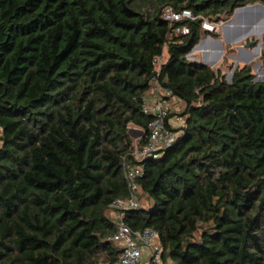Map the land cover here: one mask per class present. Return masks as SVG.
Wrapping results in <instances>:
<instances>
[{"label": "trees", "instance_id": "trees-1", "mask_svg": "<svg viewBox=\"0 0 264 264\" xmlns=\"http://www.w3.org/2000/svg\"><path fill=\"white\" fill-rule=\"evenodd\" d=\"M254 3L0 0V264L117 261L110 206L130 196L125 163L143 169L145 204L124 221L158 232L165 264H264V80L253 63L228 82L187 58L204 18ZM165 6L198 17L170 26ZM155 76L184 103L183 123L138 159Z\"/></svg>", "mask_w": 264, "mask_h": 264}, {"label": "built area", "instance_id": "built-area-1", "mask_svg": "<svg viewBox=\"0 0 264 264\" xmlns=\"http://www.w3.org/2000/svg\"><path fill=\"white\" fill-rule=\"evenodd\" d=\"M162 17L173 26L176 21L185 18L196 19L190 10H174L171 6H165ZM224 20H212L204 18L202 27L208 32H217ZM188 31L187 27H177L174 32L183 34ZM162 57V56H161ZM161 57L155 59L156 68L159 69ZM151 89L143 96V112L154 117L149 125V136L145 144L136 152L138 159L146 156L158 157L159 151L171 145L176 138L174 131L167 125L169 121L170 100L175 98L173 90L161 86L157 77L151 79ZM178 123H183L180 116H176ZM171 124V123H170ZM123 173L130 190L127 198H118L111 204L116 211L117 232L113 239L120 244L121 253L117 261L111 264H165L164 248L159 242L158 232L152 228L133 230L125 221L126 212L133 208H139L142 204L138 178L143 173L141 165L131 166L127 163L123 166Z\"/></svg>", "mask_w": 264, "mask_h": 264}, {"label": "crops", "instance_id": "crops-1", "mask_svg": "<svg viewBox=\"0 0 264 264\" xmlns=\"http://www.w3.org/2000/svg\"><path fill=\"white\" fill-rule=\"evenodd\" d=\"M230 23L220 26L217 32H208L201 37V44L192 51L191 59L202 62L211 68H221L228 71L230 66H243L245 64L254 63L255 61H263L264 59V9L254 8L252 10L243 11L238 17L232 15ZM250 29L262 35L257 38L255 33H250ZM251 40L260 41L261 44L257 48L238 47ZM252 54L250 62L245 63L246 58ZM232 55L236 56L233 58ZM164 56V54H163ZM225 57L228 63L224 65ZM167 58V54L166 57ZM228 66V67H226ZM254 67V66H253ZM254 70L264 71L260 67ZM179 101V100H178Z\"/></svg>", "mask_w": 264, "mask_h": 264}, {"label": "water", "instance_id": "water-1", "mask_svg": "<svg viewBox=\"0 0 264 264\" xmlns=\"http://www.w3.org/2000/svg\"><path fill=\"white\" fill-rule=\"evenodd\" d=\"M254 8H262L264 9V5L261 4V3H254V4H247L245 6H241V7H237L233 10V15L235 17H238L242 14L243 11H248V10H252ZM215 20H218L217 18ZM232 20L229 19L227 20L226 22L227 23H230ZM201 44V40L193 47L192 51L197 48L198 46H200ZM261 42L260 41H257V40H251L245 44H241L239 45L238 47L242 48V47H247V48H257L260 46ZM233 58H236V56L232 55ZM252 54L249 55L248 58H246L245 60V63H248L250 62V60L252 59ZM197 61V60H195ZM205 64V63H204ZM237 67V63H235L234 67L231 69V71L229 72V75H228V82H231L232 81V75H233V72H234V69ZM257 67H260L262 70H264V59L263 61H257L254 65V68H257ZM255 81H260V80H264V76H257L255 77L254 79Z\"/></svg>", "mask_w": 264, "mask_h": 264}, {"label": "rangeland", "instance_id": "rangeland-1", "mask_svg": "<svg viewBox=\"0 0 264 264\" xmlns=\"http://www.w3.org/2000/svg\"><path fill=\"white\" fill-rule=\"evenodd\" d=\"M207 19H209V18H207ZM249 32L250 33L254 32V29H250ZM254 33H255V35H256L257 38H260L262 36V35H260V34H258L256 32H254ZM166 54H167V52H166V48H165V50H164V56H162L160 58L161 59L160 63H162L166 59L165 58L166 57ZM191 55H192V51L187 55V58L191 59L192 58ZM258 61H260V60H258ZM256 62L257 61H255L253 63V66L255 65ZM223 63H224V65L228 63V59L226 57H225V60L223 61ZM226 67H228V66H226ZM232 68H233V66H230V68L228 69V71H224V73L226 74V78H228L229 72L231 71ZM214 69H217V67H215ZM253 73L255 74V77H257L259 71L253 69ZM169 103H170V110H171L170 117H169V122L171 123V126L174 129H177V128H179L181 126L182 123H178L175 120V117L177 116L176 113H179V112H181L184 109V103L181 102V101H178L176 98L171 99ZM174 133H175L176 136L179 134V132L176 131V130L174 131ZM135 144H136V142H135ZM139 192L141 193V191H139ZM142 203L145 204V196L144 195H142ZM168 264H173V263L171 261H169Z\"/></svg>", "mask_w": 264, "mask_h": 264}, {"label": "bare ground", "instance_id": "bare-ground-1", "mask_svg": "<svg viewBox=\"0 0 264 264\" xmlns=\"http://www.w3.org/2000/svg\"><path fill=\"white\" fill-rule=\"evenodd\" d=\"M258 75L259 76H264V71H259Z\"/></svg>", "mask_w": 264, "mask_h": 264}]
</instances>
